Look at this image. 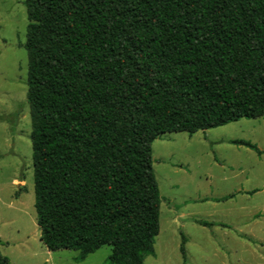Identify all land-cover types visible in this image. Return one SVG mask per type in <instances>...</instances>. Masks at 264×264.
<instances>
[{
	"label": "trees",
	"instance_id": "16d2710c",
	"mask_svg": "<svg viewBox=\"0 0 264 264\" xmlns=\"http://www.w3.org/2000/svg\"><path fill=\"white\" fill-rule=\"evenodd\" d=\"M23 3L40 240L77 261L109 245V264H145L161 204L153 141L264 119V0Z\"/></svg>",
	"mask_w": 264,
	"mask_h": 264
},
{
	"label": "rangeland",
	"instance_id": "374dc122",
	"mask_svg": "<svg viewBox=\"0 0 264 264\" xmlns=\"http://www.w3.org/2000/svg\"><path fill=\"white\" fill-rule=\"evenodd\" d=\"M23 2L0 0V251L10 264H109V245L77 261V251H49L40 240ZM229 140L249 141L261 153ZM151 149L161 204L154 254L144 263L264 264V215L240 222L255 209L262 207L264 214V119L242 118L192 135L166 133L153 141ZM243 189L258 192L238 194L236 200L201 201ZM196 220L229 224L232 229L216 226L211 232Z\"/></svg>",
	"mask_w": 264,
	"mask_h": 264
},
{
	"label": "crops",
	"instance_id": "0c3cea01",
	"mask_svg": "<svg viewBox=\"0 0 264 264\" xmlns=\"http://www.w3.org/2000/svg\"><path fill=\"white\" fill-rule=\"evenodd\" d=\"M262 155V154H261ZM251 192H252V194L253 193H255V192H258L257 190H254V191H247V190H240V191H238V193L237 194H230V195H226V196H230V197H228V199H233V198H235V200L237 199L236 198V196L238 195V194H251ZM221 197H224V196H221ZM221 197H211V198H203L201 201H207V200H209V199H211L212 201H214V202H216L215 201V199L216 198H221ZM227 199V200H228ZM226 201V200H225ZM253 213H255L254 215H256V218H254V217H252L253 215ZM261 213V214H260ZM248 214H250V213H247L246 214V216L242 219V220H240V222L242 223L243 222V220H246L247 222H251V221H253V220H255V219H259L260 217H263V208L261 207L260 209H255L254 210V212H251V216L249 215V218H246V217H248ZM257 214L258 215H260L259 217L257 216ZM245 221V222H246ZM205 222V221H204ZM196 223L197 224H199L198 223V220H196ZM209 223V222H208ZM211 223H213V222H211ZM216 223V224H215ZM214 223V225L212 226V227H208V226H204V225H202L203 227H205V228H207V229H212V228H214V227H220V228H225V229H232V227L229 225V224H224L225 226H221V225H218V224H220V223H217V222H215ZM223 224V223H222ZM199 225H201V224H199ZM235 226L233 227V228H236L237 227V224H234ZM211 232H213V229L211 230ZM244 239H247V240H250V238H248V237H244V236H247V235H245V234H240ZM187 244V240H186V242H185V245ZM185 251H186V249H185Z\"/></svg>",
	"mask_w": 264,
	"mask_h": 264
}]
</instances>
